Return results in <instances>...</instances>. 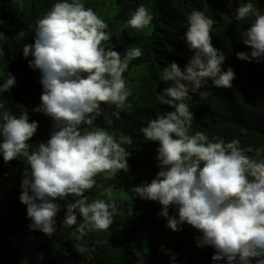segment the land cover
Wrapping results in <instances>:
<instances>
[{"label": "clouds", "instance_id": "obj_1", "mask_svg": "<svg viewBox=\"0 0 264 264\" xmlns=\"http://www.w3.org/2000/svg\"><path fill=\"white\" fill-rule=\"evenodd\" d=\"M237 2L234 20L250 21L240 40L251 51L236 56L262 63L264 12L253 0ZM232 4L228 0L229 8ZM152 19L140 4L123 27L141 31ZM186 19L181 39L192 55L183 68L176 62L163 68L160 81L168 86L156 97L172 110L157 113L139 129L146 142H158L159 171L150 183L131 190L134 197L161 205L157 215L166 219L167 229L179 232L185 224L194 228L199 233L196 246L214 249L212 264H264V148L257 149L253 158L247 154L252 150L241 147L239 139L210 140L203 132H190L193 95L205 96L201 89L209 81L215 88H232L236 76L231 67L223 70L226 56L212 43L213 18L193 10ZM107 29L108 24L83 0H55L36 20L34 43H25L22 54L26 60L31 56L28 66L40 72V103L32 111L51 120L46 142L30 143L39 125L29 122L26 108L17 116L0 104V156L5 164L23 158L19 201L26 206L29 230L48 237L57 232L61 210H65L61 229L75 226L82 236L90 232L111 235L118 214L114 199L88 202L85 193L97 186L98 176L111 179L129 171L131 153L125 145L132 138L96 128L95 121L103 116L110 125L112 116L119 118L118 112L110 116L103 106L126 105L131 93L124 73L142 52L129 47L122 56L112 46L104 47L103 42L111 40ZM26 35L20 31L15 39L21 41ZM15 84V76L8 72L0 83V94ZM170 209L174 214H169ZM74 248L80 255L89 252L86 243ZM161 251L167 249L162 246ZM171 259L175 261L176 256Z\"/></svg>", "mask_w": 264, "mask_h": 264}, {"label": "trees", "instance_id": "obj_2", "mask_svg": "<svg viewBox=\"0 0 264 264\" xmlns=\"http://www.w3.org/2000/svg\"><path fill=\"white\" fill-rule=\"evenodd\" d=\"M54 2L0 0V83L7 78L8 72L16 78L15 86L0 94V104L17 116L26 108L29 122H38L37 132L30 141L33 146L49 139L51 120L32 111L40 103V72L28 66L32 57L26 60L22 49L25 43H34L35 22ZM83 2L108 24L111 40L103 42L104 47L112 46L122 56L129 47H139L142 52L124 73L131 93L126 105L120 108L103 106L110 116L113 111L118 112L119 118L112 116L110 125L106 124L103 116L95 121L96 128H104L114 136L126 134L132 138V143L125 145L131 153L127 158L129 171H121L111 179L98 176L97 186L85 193L88 202L97 198L114 199L118 214L110 228L111 235L90 232L82 236L75 226L62 230L60 222L65 210L57 215V232L52 237L38 230L30 231L28 225L31 221L26 218V206L19 201L25 162L18 158L5 164L0 156V264H212L214 249L196 246L195 237L199 233L194 228L185 224L179 232L167 229L166 219L157 215L161 210L158 202L134 197L131 188L150 183L159 171L155 159L158 142H146L139 129L157 113L165 114L172 110L156 99L168 86L160 81V75L171 62L183 68L191 57L192 53L181 37L187 28L188 14L200 10L213 18L212 43L226 56L223 70L231 67L236 78L232 88H215L209 81L201 89L205 96L193 95L189 102L194 113L190 132H203L210 140L213 137H222L225 141L239 139L241 147L252 150L247 154L256 158V150L264 148V62L242 61L236 56L237 52L251 51L240 40V33L250 21L234 20L237 0H233L231 8L227 6L228 0ZM253 3L264 12V0H253ZM140 4L149 10L152 22L141 31L125 29L124 22ZM20 31L27 32V35L17 41L15 36ZM108 189L110 192L106 191ZM169 214H174V210L170 209ZM81 219L78 217V221ZM21 235L36 240L34 251L38 259H35V254L28 257L19 247L12 245L20 240ZM77 243H86L89 252L78 254L74 248ZM162 246L167 252L161 251ZM173 254L175 261L171 259ZM39 258H42L41 263L37 261Z\"/></svg>", "mask_w": 264, "mask_h": 264}, {"label": "rangeland", "instance_id": "obj_3", "mask_svg": "<svg viewBox=\"0 0 264 264\" xmlns=\"http://www.w3.org/2000/svg\"><path fill=\"white\" fill-rule=\"evenodd\" d=\"M21 236L22 237L20 238V240L13 242L12 245L19 247L20 250H22L24 254L28 257H31L32 254H35V259H38V255L34 251V245L37 243L36 240H33L32 238L23 237V235ZM37 261L41 263L42 258H39V260Z\"/></svg>", "mask_w": 264, "mask_h": 264}]
</instances>
